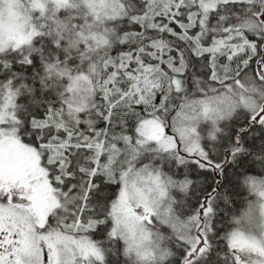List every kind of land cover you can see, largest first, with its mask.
<instances>
[{"label": "snow or ice", "instance_id": "obj_1", "mask_svg": "<svg viewBox=\"0 0 264 264\" xmlns=\"http://www.w3.org/2000/svg\"><path fill=\"white\" fill-rule=\"evenodd\" d=\"M0 264H264V0H0Z\"/></svg>", "mask_w": 264, "mask_h": 264}, {"label": "trees", "instance_id": "obj_2", "mask_svg": "<svg viewBox=\"0 0 264 264\" xmlns=\"http://www.w3.org/2000/svg\"><path fill=\"white\" fill-rule=\"evenodd\" d=\"M177 31H179V29H177ZM247 195L246 192H242L241 196L236 197L234 199V203L231 207V212L235 213V214H240L241 212H243L247 206L246 201L244 199V197Z\"/></svg>", "mask_w": 264, "mask_h": 264}, {"label": "rangeland", "instance_id": "obj_3", "mask_svg": "<svg viewBox=\"0 0 264 264\" xmlns=\"http://www.w3.org/2000/svg\"><path fill=\"white\" fill-rule=\"evenodd\" d=\"M180 171H183V169H181ZM254 199V198H253Z\"/></svg>", "mask_w": 264, "mask_h": 264}]
</instances>
